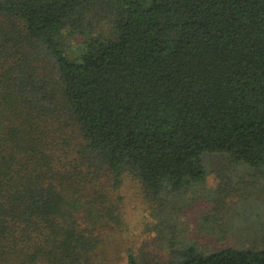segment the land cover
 Masks as SVG:
<instances>
[{"label":"trees","instance_id":"1","mask_svg":"<svg viewBox=\"0 0 264 264\" xmlns=\"http://www.w3.org/2000/svg\"><path fill=\"white\" fill-rule=\"evenodd\" d=\"M261 167L264 0H0V264H103L125 175L170 250L126 264H264L179 238L191 189Z\"/></svg>","mask_w":264,"mask_h":264},{"label":"rangeland","instance_id":"2","mask_svg":"<svg viewBox=\"0 0 264 264\" xmlns=\"http://www.w3.org/2000/svg\"><path fill=\"white\" fill-rule=\"evenodd\" d=\"M207 164L211 184L219 180V169L232 166L224 155L210 156ZM253 179L261 186H198L191 189L181 217L179 238L197 243L203 249L233 244L236 239L247 245L264 243V168L255 170ZM217 189L225 193L222 203L215 200ZM120 193L123 225L117 229L102 228L101 233L105 232L97 258L103 264H126L132 252L137 256L147 253L150 258L167 260L170 250L158 243V233L152 228L155 218L141 186L125 175Z\"/></svg>","mask_w":264,"mask_h":264}]
</instances>
